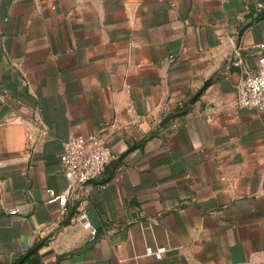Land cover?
Segmentation results:
<instances>
[{
    "label": "crops",
    "instance_id": "crops-1",
    "mask_svg": "<svg viewBox=\"0 0 264 264\" xmlns=\"http://www.w3.org/2000/svg\"><path fill=\"white\" fill-rule=\"evenodd\" d=\"M258 1L0 0V264H264V110L236 105ZM91 133L95 239L61 160Z\"/></svg>",
    "mask_w": 264,
    "mask_h": 264
},
{
    "label": "built area",
    "instance_id": "built-area-1",
    "mask_svg": "<svg viewBox=\"0 0 264 264\" xmlns=\"http://www.w3.org/2000/svg\"><path fill=\"white\" fill-rule=\"evenodd\" d=\"M264 10V1L256 2V17ZM262 55L257 68L247 72L237 84V103L239 108H255L264 110V43L260 44ZM41 127L40 132H44ZM116 158L106 139L97 133L74 134L63 142L61 160L68 178L65 190L66 205L64 211L74 209L73 218L80 221L90 232L91 239L99 234V228L89 218L87 202L90 198L94 181L104 176L107 166ZM17 208L12 209L16 213ZM168 250L166 245L146 246V253L157 259L164 257Z\"/></svg>",
    "mask_w": 264,
    "mask_h": 264
},
{
    "label": "water",
    "instance_id": "water-1",
    "mask_svg": "<svg viewBox=\"0 0 264 264\" xmlns=\"http://www.w3.org/2000/svg\"><path fill=\"white\" fill-rule=\"evenodd\" d=\"M206 88V85L204 86V88H202V89H200L192 98H191V103H195L196 102V100L198 99V97L202 94V92H203V90ZM176 115H178L177 113H174V114H170V115H168V116H166V117H164L163 118V120H162V122H161V124H163V123H165V121H167L168 119H170V118H172V117H174V116H176ZM96 181H94V183H95Z\"/></svg>",
    "mask_w": 264,
    "mask_h": 264
},
{
    "label": "trees",
    "instance_id": "trees-1",
    "mask_svg": "<svg viewBox=\"0 0 264 264\" xmlns=\"http://www.w3.org/2000/svg\"><path fill=\"white\" fill-rule=\"evenodd\" d=\"M262 13V12H261ZM260 15H262V14H259L257 17H259Z\"/></svg>",
    "mask_w": 264,
    "mask_h": 264
}]
</instances>
